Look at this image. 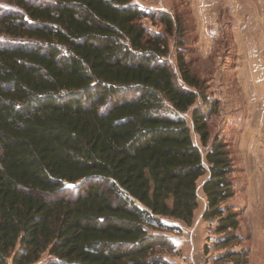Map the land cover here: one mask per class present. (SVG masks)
<instances>
[{"label":"trees","instance_id":"16d2710c","mask_svg":"<svg viewBox=\"0 0 264 264\" xmlns=\"http://www.w3.org/2000/svg\"><path fill=\"white\" fill-rule=\"evenodd\" d=\"M187 31L135 0H0V264H168L207 172L216 261L248 264L233 159L211 139L219 100L183 57Z\"/></svg>","mask_w":264,"mask_h":264},{"label":"rangeland","instance_id":"374dc122","mask_svg":"<svg viewBox=\"0 0 264 264\" xmlns=\"http://www.w3.org/2000/svg\"><path fill=\"white\" fill-rule=\"evenodd\" d=\"M135 1L146 8L180 13L185 20L188 31L183 57L205 79V92L219 100L218 111L209 122L211 139L219 134L233 159L235 194L229 201L241 209L243 235V240L233 248H248V264L252 263L253 250L261 257L258 263L264 264V229L253 230L255 222L264 224V0H213L206 8H198L197 0ZM144 21L154 29L163 28L159 20L147 17ZM168 39V58L179 76L178 50L173 36L169 35ZM164 103L170 105L167 101ZM185 116L192 125L190 112ZM193 139L205 162L207 147L195 132ZM204 178L205 175L198 185L199 210L204 203L201 187ZM244 195L251 197L250 214L245 212ZM213 225L200 219L195 220L187 233L169 232L176 246L173 252L164 251L168 264H232L229 260L216 261V255L226 246L215 245ZM189 234L194 243L192 250L183 241Z\"/></svg>","mask_w":264,"mask_h":264},{"label":"crops","instance_id":"0c3cea01","mask_svg":"<svg viewBox=\"0 0 264 264\" xmlns=\"http://www.w3.org/2000/svg\"><path fill=\"white\" fill-rule=\"evenodd\" d=\"M193 1V0H192ZM199 3H197L196 4V6H198V8H206V7H209V5H210V3H212L213 2V0H197ZM210 1V2H209ZM212 1V2H211ZM228 3H230V2H228ZM158 6V5H157ZM229 6V5H228ZM227 6V11H228V13H231V11H230V9H229V7ZM201 18V17H200ZM199 23H201V21L199 20ZM208 175V172L205 174V177ZM205 179V178H204ZM204 181V180H203ZM203 184V183H202ZM202 187V186H201ZM204 196V198H202V200L204 201V203L202 204V208L199 210V208L196 210V212H195V218H194V222H193V224L191 225V226H183V228H182V231L180 232L181 234L182 233H187L188 232V228L190 229V228H192L193 226H194V223H195V220H198V221H200V219H202V215H203V212H204V210H205V207H206V197H205V195H203ZM244 197H246V199H247V201H246V205H247V207H246V209H245V212H247V214H250V211H252L253 210V208L251 207V205H250V202H251V197H248L247 195H244ZM236 202H237V200H236ZM248 206H250V207H248ZM251 226V224H248V226ZM213 228V227H212ZM258 230V231H261L262 229H264V224H259L258 222H255V224L253 225V230ZM250 232H251V229H250ZM190 235V234H189ZM183 241L184 242H186V244L188 243L189 244V248L188 249H194V243H193V239H192V236L190 235L189 237L187 236V239L186 240H184L183 239ZM176 242V241H175ZM177 244V243H176ZM178 245V244H177ZM255 256V258H254V256ZM258 258H261V257H258L254 252H253V250H252V263L251 264H262V262H260V263H258Z\"/></svg>","mask_w":264,"mask_h":264}]
</instances>
